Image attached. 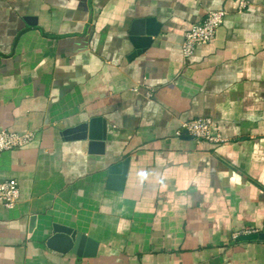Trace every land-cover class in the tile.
<instances>
[{"label": "crops", "instance_id": "1", "mask_svg": "<svg viewBox=\"0 0 264 264\" xmlns=\"http://www.w3.org/2000/svg\"><path fill=\"white\" fill-rule=\"evenodd\" d=\"M245 1L0 0V131L36 133L0 153L20 186L0 264H264L242 240L264 235V0ZM207 117L224 142L181 132Z\"/></svg>", "mask_w": 264, "mask_h": 264}, {"label": "built area", "instance_id": "2", "mask_svg": "<svg viewBox=\"0 0 264 264\" xmlns=\"http://www.w3.org/2000/svg\"><path fill=\"white\" fill-rule=\"evenodd\" d=\"M248 8V2L240 0V11ZM225 13L213 11L206 19L194 25L186 33L183 42V55L189 60L195 54L198 47L210 43L217 35L219 28L223 25ZM151 97V94L149 95ZM181 132L198 142L221 143L217 125L210 117L191 120L182 125ZM36 138V133L28 132L17 134L8 131H0V153L18 150L29 146ZM20 199V186L16 180H8L0 183V203L8 209H14Z\"/></svg>", "mask_w": 264, "mask_h": 264}, {"label": "water", "instance_id": "3", "mask_svg": "<svg viewBox=\"0 0 264 264\" xmlns=\"http://www.w3.org/2000/svg\"><path fill=\"white\" fill-rule=\"evenodd\" d=\"M99 129H100V119H96L92 121L91 134H90L91 139H94V140L101 139V136L99 134H96L97 132H100ZM128 167H129V160L127 159L121 163H118L117 165L113 166L110 169L109 178H108V188L109 189H113L117 191L123 189L125 185V181H126ZM80 238H82V236L78 237V239ZM263 238H264V235H251V236L243 237L242 240L252 241V240L263 239Z\"/></svg>", "mask_w": 264, "mask_h": 264}]
</instances>
